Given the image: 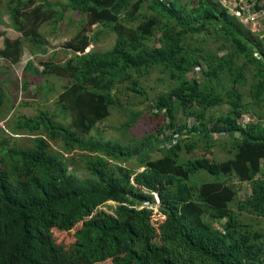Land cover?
<instances>
[{
	"label": "trees",
	"instance_id": "trees-1",
	"mask_svg": "<svg viewBox=\"0 0 264 264\" xmlns=\"http://www.w3.org/2000/svg\"><path fill=\"white\" fill-rule=\"evenodd\" d=\"M62 1L0 5V23L8 16L21 35L0 49L14 65L23 40L47 52L42 25L81 17L68 59L41 61V71L28 60L22 72L23 91L35 76L68 80L58 113L20 116L11 134L0 127V264H264L260 37L220 0ZM106 30L113 46L86 52ZM155 71L163 86L148 98L142 82ZM131 96L156 131L130 147L93 136L112 111L127 117L124 131L143 117L128 109ZM20 134L30 148L14 145ZM222 137L229 157L218 161ZM53 232L69 233L70 246Z\"/></svg>",
	"mask_w": 264,
	"mask_h": 264
},
{
	"label": "rangeland",
	"instance_id": "rangeland-1",
	"mask_svg": "<svg viewBox=\"0 0 264 264\" xmlns=\"http://www.w3.org/2000/svg\"><path fill=\"white\" fill-rule=\"evenodd\" d=\"M9 0H0V5L6 7ZM36 3L41 2V0H34ZM51 2H58V0H50ZM61 2H63L61 0ZM220 2L226 5L229 2L221 0ZM221 3V4H222ZM223 5V4H222ZM234 5H231L233 7ZM3 13V11H2ZM81 17L72 11H67L64 13V18L58 23L57 28L53 31V26L51 24H44L40 27L42 35L46 38V43L44 47L47 49L45 54H40L38 50L31 52L32 44L23 40V51L22 57L19 64L14 65L10 60H4L0 57V87L4 91L5 102L0 108V127L4 128L6 132H12L14 127V121L18 117H35L39 110H48L49 112H55V102L58 95L63 91V87L68 84V80L58 76L44 75L35 76L32 81V85L27 91H23L22 86V72L25 64L28 60H32L33 65L42 70L39 66L41 61L45 62H63L70 57V52L64 49V43L70 39L75 32H77V23L80 21ZM246 21V22H245ZM244 21L246 27L250 29V32L260 39L264 43V15H251L250 19L246 18ZM97 29L95 28V31ZM0 31L2 36H0V49L3 47V39L9 37L14 39L20 37V33L17 32L10 23L9 17L3 15V23H0ZM115 36L106 30L103 34L99 35L97 41L91 44L89 48H86V52L90 49H94L98 52L108 51L114 43ZM163 76L158 72H153L148 80L142 82V87L151 98L160 91L163 84L157 83L156 78ZM251 83L249 80L248 84ZM165 85V84H164ZM129 108L131 112L138 113L143 112V117L139 118L137 123L127 131L121 129L122 124L127 121V117L122 112L112 111L111 115L103 123L98 126V133L93 132L92 135L96 138H100L103 141H118L124 146H131L136 143V141L152 132L156 131L157 123L155 120L151 119L146 111V105L142 103V98L129 97ZM124 103V102H123ZM13 108V109H12ZM58 119H61V115H57ZM244 121H249V117L245 116ZM217 140L216 147L212 149L214 157L218 161H222L229 157L224 151L217 145H220V141ZM133 140V141H129ZM14 145L20 148H30L32 146L31 137L28 134H20L15 136L13 139ZM225 149H229L226 146ZM196 155L201 156V152L195 151ZM160 155L157 153L153 154V158H157ZM233 183L238 187L237 180L234 179ZM104 211H108V208L104 206L101 208ZM154 214L159 216L156 211V205L154 206ZM254 223H257V219L254 218ZM259 223L264 227V218L259 220ZM52 241L55 245L61 248H68L72 242V237L69 233H52ZM103 264H111L109 261Z\"/></svg>",
	"mask_w": 264,
	"mask_h": 264
},
{
	"label": "built area",
	"instance_id": "built-area-1",
	"mask_svg": "<svg viewBox=\"0 0 264 264\" xmlns=\"http://www.w3.org/2000/svg\"><path fill=\"white\" fill-rule=\"evenodd\" d=\"M221 1V0H220ZM229 2L228 5L222 3L227 6L230 12H234L237 17L245 21L246 18L250 19L251 15H264V0H225ZM231 5H234L231 7ZM263 9V11H262ZM246 22V21H245ZM155 203H157V199L155 198Z\"/></svg>",
	"mask_w": 264,
	"mask_h": 264
}]
</instances>
